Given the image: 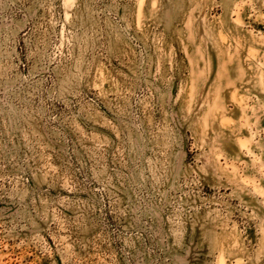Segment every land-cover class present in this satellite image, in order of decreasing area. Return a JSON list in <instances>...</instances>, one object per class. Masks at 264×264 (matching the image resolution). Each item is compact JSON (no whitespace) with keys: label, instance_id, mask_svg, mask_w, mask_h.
Segmentation results:
<instances>
[{"label":"rangeland","instance_id":"rangeland-1","mask_svg":"<svg viewBox=\"0 0 264 264\" xmlns=\"http://www.w3.org/2000/svg\"><path fill=\"white\" fill-rule=\"evenodd\" d=\"M0 264H264V0H0Z\"/></svg>","mask_w":264,"mask_h":264}]
</instances>
